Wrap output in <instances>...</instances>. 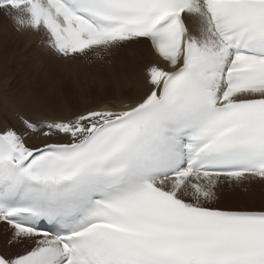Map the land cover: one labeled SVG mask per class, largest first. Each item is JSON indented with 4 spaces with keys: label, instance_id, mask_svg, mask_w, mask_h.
<instances>
[{
    "label": "snow or ice",
    "instance_id": "snow-or-ice-1",
    "mask_svg": "<svg viewBox=\"0 0 264 264\" xmlns=\"http://www.w3.org/2000/svg\"><path fill=\"white\" fill-rule=\"evenodd\" d=\"M0 10L65 59L142 41L158 58L135 99L0 125V223L9 243L32 242L0 264H264V208L221 207L216 193L264 181V0Z\"/></svg>",
    "mask_w": 264,
    "mask_h": 264
},
{
    "label": "bare ground",
    "instance_id": "bare-ground-1",
    "mask_svg": "<svg viewBox=\"0 0 264 264\" xmlns=\"http://www.w3.org/2000/svg\"><path fill=\"white\" fill-rule=\"evenodd\" d=\"M10 32L11 34L9 36H5V40L2 41V44H0L1 45L0 50L4 54V55L3 54L0 55V125L11 124V125H15L17 130H20L21 125L17 120L13 118L12 116L13 111H20L24 113L26 116H30L33 119H36L41 116H48L49 118L58 117L59 114L62 113V110L64 109H60V113L58 114L47 112L46 113L47 115H45L42 114V108L37 104H35L34 102L35 97L34 94L32 93L33 92L32 90L33 87L35 88L38 82V81H34V79L36 76H40L41 80L44 79L45 76H43V71H42L43 68H39V65L40 64L43 65V63H45L44 64L45 67L47 60L48 63H50V59H52V56L54 57V55L50 51L46 49H41L37 51V53L33 54L35 61L32 64L33 71L31 69V73L33 74V76L28 83L26 81L25 82L22 81L23 78H21L20 76V69H17L14 66H10L9 64L10 61L6 58L8 57L9 52L7 53L6 56L7 50L5 47H10V43H9L10 40L15 44L14 50L24 51L26 50V48H31V47L36 48L38 45L37 41L45 32L43 30L37 32L31 29H29L28 32H22V31L16 32L14 29L13 30L11 29ZM129 45L132 47L128 48L127 46ZM129 45H126L118 50L117 49L112 50L116 52L115 58L118 61L112 64L110 69H105V75L107 78L106 83L111 84L117 88H115L114 93H111L114 95L109 94L111 90H108V88L104 89V91H106V94L104 95L103 98H106V102L110 101L112 103H119L121 100L127 101L128 99H135L138 96L142 95L146 88L145 81L147 75V68L150 67L153 62H158L156 57L152 53L147 41H142L140 44H129ZM34 51H36V49ZM101 53L108 54L109 52H101ZM49 54H51L52 56ZM91 55H93V53L88 54L89 58H91L90 57ZM101 56L103 61H106V59L111 58V56L107 58L106 57L107 55L105 56V54L104 55L102 54ZM75 58H84V57L77 56ZM84 60L82 62H84ZM84 64H86V62ZM104 103L96 101L92 105H84L85 107L81 106L78 107L76 110L87 107L99 106ZM51 114H56V115H51ZM26 142L28 143L29 146L33 144H38L39 138L36 135H30L27 138ZM230 188H232V190H230ZM216 193H217L218 203H221L222 200H224L225 203H228L229 201L239 199L241 197H246L248 199H254V200L263 199L264 181L255 180L252 182L241 183L239 185L236 184L226 185L224 183L219 188L216 189ZM263 205H254V203L253 205L236 204V205H232L231 208L258 210L264 208ZM11 231L12 230L9 226L0 223L1 253H5V252L8 253V251L9 252L11 251L10 255H12L14 252L17 251L18 254H22L27 247L32 246L31 241L9 243L11 239Z\"/></svg>",
    "mask_w": 264,
    "mask_h": 264
},
{
    "label": "rangeland",
    "instance_id": "rangeland-1",
    "mask_svg": "<svg viewBox=\"0 0 264 264\" xmlns=\"http://www.w3.org/2000/svg\"><path fill=\"white\" fill-rule=\"evenodd\" d=\"M11 29L15 30L18 29V27L11 19L10 15H7L3 10H0V44H2V41L5 40V36H9L11 34ZM19 30L22 32H28V29L25 28H19ZM39 40L37 41L38 43ZM9 43L10 47L4 46L7 50L6 56L9 52L8 57L6 58L10 61V66H14L17 69H20V76L24 79H22V81H26L28 83L33 76V74L31 73V69L33 71L32 64L35 62L33 54L37 53V51L41 49H46V46L37 45L36 48L31 47L26 48V50L24 51H17L14 50L15 44L11 42V40ZM127 47L129 48L132 46L129 45ZM35 49L36 51H34ZM51 53L54 55V57L49 54L52 56V59H50V63H48L47 60L45 67V63H43V65H39V68H43V76H45L44 79L41 80L40 76H36L34 81L38 82L35 88L33 87L32 90V93L35 97L34 102L42 108V114L47 115V112L58 114L60 113V109H64L62 110V113L65 114L60 113L58 116L62 117L66 115L69 110H76L81 106L85 107L84 105H92L96 101L104 103L106 102V98H103L106 94V91H104V89L106 88H108V90H111V92L109 93L110 95H114L111 93H114L115 88L117 87L106 83L107 78L105 75V69H110L111 65L118 61L115 58V51H111L108 54H93L90 56L91 58H89V56L84 57V62L76 59L65 60L64 58L57 56L53 52ZM2 54L3 53L0 50V55ZM102 54H105V56L107 55V58L111 56V58L103 61L101 56ZM85 62L86 64H84ZM232 188H230V190H232ZM255 200L241 197L239 199L229 201L228 203H225L224 200H222V204H218L222 207L229 208H231L232 205L236 204H264V198Z\"/></svg>",
    "mask_w": 264,
    "mask_h": 264
}]
</instances>
